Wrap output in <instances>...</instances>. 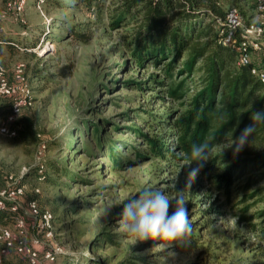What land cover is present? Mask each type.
Masks as SVG:
<instances>
[{"label": "rangeland", "instance_id": "rangeland-1", "mask_svg": "<svg viewBox=\"0 0 264 264\" xmlns=\"http://www.w3.org/2000/svg\"><path fill=\"white\" fill-rule=\"evenodd\" d=\"M233 5L245 20L254 17L253 0H239ZM92 19V15L75 8H57L54 0H24L18 10H7L0 1V39L19 45L0 46L5 76L11 80L14 64L23 62L26 80L34 78L31 83L27 81L32 103L8 123L15 135L0 132V191L6 187L8 175L23 185V193L16 198L18 213L26 224V240L35 237L39 241L34 245L36 262L65 259L67 264H94L96 256L107 252L110 260L105 264H114L134 248L132 253L146 255L148 264H248L253 254L264 249V240L237 223L242 192L234 191L221 209L222 215L210 212L209 224L202 230V239L214 236L220 243L221 236L226 241L223 252L207 257L201 242L175 246L182 240L171 236L169 226L165 227L167 215L175 221L186 214L189 220L194 206L206 208L209 201L220 196L211 190L204 174H190L187 166L170 168L161 161L158 166L150 165V158L139 162V138L123 127L135 123L144 129L146 121L121 113L143 104L175 116L180 103L169 98L152 100V95L160 93L158 88H144L139 93L122 84L131 76L143 79L151 70L132 66L129 57L113 46L118 40L116 31L92 29L82 42L70 35L65 23L82 24ZM256 58L253 55L252 61ZM8 114V103L0 96V123ZM95 124L105 136L119 140L121 153L114 156L120 157L115 162L95 147L99 134ZM41 143L45 144L43 151ZM230 144L224 140L209 156ZM66 168L76 173L74 179L66 176ZM186 177L176 192L175 184ZM195 180L198 185L192 187ZM257 186L264 187V173ZM188 194L196 197L192 207L184 202ZM30 201L52 213L51 228L41 229L40 221L29 215ZM242 203L249 205L248 213L264 210V191ZM13 220L12 216L8 227L12 228ZM103 228L120 233L113 237L116 243L97 240ZM48 230L50 235L46 236ZM46 252L56 256L51 259ZM23 263L18 255L8 253L0 264Z\"/></svg>", "mask_w": 264, "mask_h": 264}, {"label": "trees", "instance_id": "trees-1", "mask_svg": "<svg viewBox=\"0 0 264 264\" xmlns=\"http://www.w3.org/2000/svg\"><path fill=\"white\" fill-rule=\"evenodd\" d=\"M0 1L4 8L12 0ZM54 1L57 8H75L92 15L91 22L82 24L64 21L70 35L78 41L86 42L92 29H101L102 33L116 31L118 40L113 46L129 57L132 66L151 70L143 79L131 76L122 80V84L139 93L144 88H158L160 93L151 94L152 100L157 99L158 102L169 98L180 103L175 116L169 111L159 112L143 104L121 113L127 118L146 121L144 129L135 123L123 127L139 138L137 145L140 147L136 149L139 162L150 158L153 162L150 165L158 166L161 161L170 168L172 165L187 166L190 174H204L211 190L220 196L209 201L206 208H200L194 206L195 195L188 194L184 202L189 207L194 206L191 219L188 220L189 215L185 214L183 219L172 221L174 219L167 215L165 227L169 226L171 236L177 235L182 240L175 246H196L201 242V249L207 257L223 252L221 247L226 241L221 236L220 243L214 236L200 237L209 224L210 212L222 215L221 209L229 203L234 191L243 193L238 202L237 223L244 224L258 239L264 240V210L248 213L249 205L242 203L248 197L258 196L261 189L264 191V187L257 186L264 173V84L250 73L252 65L264 68V60L256 58L250 64L238 65V52L231 45L224 44L220 34L228 7L239 0ZM9 43L14 44L0 39V46ZM14 46L19 47L17 43ZM0 96L8 103L9 110L10 96ZM93 126L99 133L95 137V147L115 162L120 157L114 156L121 153V145L117 144L119 140L105 136L99 124ZM168 138H171L170 143ZM224 140L231 144L209 156L210 151ZM65 174L71 179L76 176L73 170L67 171V168ZM187 179L179 180L174 190L179 192L182 181L184 183ZM191 185L197 186L198 180ZM143 195L147 196L146 193ZM219 199L223 200L219 202ZM216 201L219 203L216 204ZM13 214L7 202L6 208L0 210V227L7 226ZM255 217L259 220L255 221ZM118 235L120 233L106 232L103 228L97 240L114 244L117 241L113 237ZM2 243L0 240V246ZM133 249L126 251L114 264L150 263L146 255L132 253ZM9 253L18 255L23 264H31L24 255L13 250ZM106 254L96 256L92 262L105 264L110 260V255ZM54 257L52 255V259ZM263 257L264 249L253 254L248 264H262ZM34 264L67 262L62 259L55 263L42 261Z\"/></svg>", "mask_w": 264, "mask_h": 264}, {"label": "built area", "instance_id": "built-area-1", "mask_svg": "<svg viewBox=\"0 0 264 264\" xmlns=\"http://www.w3.org/2000/svg\"><path fill=\"white\" fill-rule=\"evenodd\" d=\"M24 0H12L7 2L6 9H20ZM254 17L251 20H245L239 8L235 5L228 7L223 27L220 30L222 42L229 44L238 52L237 64L247 65L252 61L253 55L264 60V0H253ZM250 73L264 84V68L258 65L250 67ZM30 88L24 74V63L17 62L12 68L11 80L5 76L4 66L0 63V95L10 96L9 114L4 121L0 123V132L9 136L15 135V130L9 128L8 123L14 119V115L23 107L32 103ZM41 151L45 144H40ZM40 151V154H41ZM41 171V170H40ZM39 177V179H41ZM23 185H18L17 179L13 175H8L6 187L0 191V210L6 208V203H10V210L13 214V226L0 227V240L3 241L0 246V263L2 258L10 250L24 255L31 264L36 263L37 251L34 249L39 241L33 237L26 240V224L18 213L19 204L16 201L18 195L22 194ZM37 191V189H35ZM29 215L40 221L39 227L43 230L51 228L52 213L47 209H40L35 201L27 204ZM50 235V230L45 232ZM46 256L52 259L51 252H46Z\"/></svg>", "mask_w": 264, "mask_h": 264}]
</instances>
